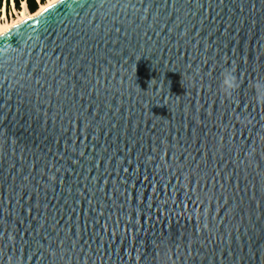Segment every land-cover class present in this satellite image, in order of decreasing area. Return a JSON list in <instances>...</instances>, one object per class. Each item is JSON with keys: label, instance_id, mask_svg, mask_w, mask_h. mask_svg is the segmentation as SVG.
Returning a JSON list of instances; mask_svg holds the SVG:
<instances>
[{"label": "water", "instance_id": "obj_1", "mask_svg": "<svg viewBox=\"0 0 264 264\" xmlns=\"http://www.w3.org/2000/svg\"><path fill=\"white\" fill-rule=\"evenodd\" d=\"M258 84L264 0H67L1 37L0 264H264Z\"/></svg>", "mask_w": 264, "mask_h": 264}, {"label": "bare ground", "instance_id": "obj_2", "mask_svg": "<svg viewBox=\"0 0 264 264\" xmlns=\"http://www.w3.org/2000/svg\"><path fill=\"white\" fill-rule=\"evenodd\" d=\"M67 0H46L44 3H41L38 7V10L34 13L29 12L26 3L23 2V9L20 12H17V17L12 20H8V14L6 8L1 10L0 7V38L16 29L17 27L23 25L24 23L34 19L47 12L48 10L56 7Z\"/></svg>", "mask_w": 264, "mask_h": 264}, {"label": "clouds", "instance_id": "obj_3", "mask_svg": "<svg viewBox=\"0 0 264 264\" xmlns=\"http://www.w3.org/2000/svg\"><path fill=\"white\" fill-rule=\"evenodd\" d=\"M26 7H27V5H26ZM223 85H224V88L226 90H228L229 92L231 90L235 89L238 86L236 83V77L234 75H232L231 73H227L224 77ZM257 89H258L259 98L261 100H264V84H258Z\"/></svg>", "mask_w": 264, "mask_h": 264}, {"label": "rangeland", "instance_id": "obj_4", "mask_svg": "<svg viewBox=\"0 0 264 264\" xmlns=\"http://www.w3.org/2000/svg\"><path fill=\"white\" fill-rule=\"evenodd\" d=\"M8 6L10 7V12L8 11ZM0 7L1 10L4 9V7L6 8L8 14V20H12L17 17V12H20V10L23 9V4L21 2L20 10H18L13 0H8L7 3L6 0H0Z\"/></svg>", "mask_w": 264, "mask_h": 264}, {"label": "trees", "instance_id": "obj_5", "mask_svg": "<svg viewBox=\"0 0 264 264\" xmlns=\"http://www.w3.org/2000/svg\"><path fill=\"white\" fill-rule=\"evenodd\" d=\"M8 0H6L7 3ZM26 1L27 9L29 12H36L38 10V3L36 0H14L15 6L18 10H20L21 2ZM45 0H41V3H44ZM8 11L10 12V7L8 6Z\"/></svg>", "mask_w": 264, "mask_h": 264}, {"label": "built area", "instance_id": "obj_6", "mask_svg": "<svg viewBox=\"0 0 264 264\" xmlns=\"http://www.w3.org/2000/svg\"><path fill=\"white\" fill-rule=\"evenodd\" d=\"M37 1V3H38V6H40V4H41V0H36ZM46 1V0H45ZM25 3H26V1H24ZM22 4H23V2H22Z\"/></svg>", "mask_w": 264, "mask_h": 264}]
</instances>
